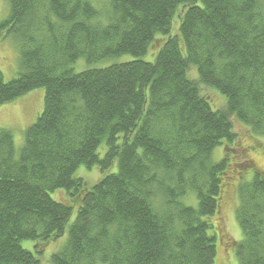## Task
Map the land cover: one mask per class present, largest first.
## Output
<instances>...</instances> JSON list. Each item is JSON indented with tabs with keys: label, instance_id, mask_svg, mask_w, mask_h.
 I'll use <instances>...</instances> for the list:
<instances>
[{
	"label": "trees",
	"instance_id": "1",
	"mask_svg": "<svg viewBox=\"0 0 264 264\" xmlns=\"http://www.w3.org/2000/svg\"><path fill=\"white\" fill-rule=\"evenodd\" d=\"M92 1L8 0L0 21L22 66L0 106L44 90L18 152L0 128V264H214L222 240L264 264V0ZM229 191L237 242L217 225Z\"/></svg>",
	"mask_w": 264,
	"mask_h": 264
},
{
	"label": "rangeland",
	"instance_id": "2",
	"mask_svg": "<svg viewBox=\"0 0 264 264\" xmlns=\"http://www.w3.org/2000/svg\"><path fill=\"white\" fill-rule=\"evenodd\" d=\"M106 2L107 0L92 1V3L97 7H103ZM8 14V0H0V20L5 19ZM36 17H39L38 12L36 13ZM178 26L179 19L177 16H175L172 21L170 35H173L175 33ZM32 30L36 32L37 28L31 27L30 32ZM39 39L43 41V39ZM156 40L162 41L163 38L157 37ZM157 51L151 54L148 49L147 53L142 56L141 59L147 62H152ZM131 60H133L131 56H123L115 58L113 60H106L88 65L84 60L81 59L73 66V69L76 73H79L85 69H101L118 62L123 63L125 61ZM20 72H22L20 60V41L14 36H8L6 39L0 42V74L5 80H11L15 78ZM216 99L218 100L219 97H217ZM43 102L44 90L37 89L16 100L14 103L0 106V128L7 129L11 132L17 152L23 144L26 129L31 126L36 121L37 117L41 114L43 110ZM220 157L221 147H218L214 151L213 162L218 161ZM251 158L254 161L255 165L264 172V151H253L251 154ZM76 176L83 178L89 185H93L100 178V172L96 168L88 170L84 167H80L76 173ZM251 176V173L247 174L245 176V181H249L251 179ZM52 198L58 200V193L52 194ZM233 207L234 195L231 191H229L224 194V197L222 199L220 217L217 220V225L220 228L222 236H228L229 238H232L233 241L237 242L241 240L242 234L240 228L236 223ZM58 246L59 243L57 242L52 243L51 245H47L43 250V258H46L49 254L54 252L58 248ZM229 246L230 243L223 240L220 247L217 245L214 264H238L235 255L228 249Z\"/></svg>",
	"mask_w": 264,
	"mask_h": 264
},
{
	"label": "bare ground",
	"instance_id": "3",
	"mask_svg": "<svg viewBox=\"0 0 264 264\" xmlns=\"http://www.w3.org/2000/svg\"><path fill=\"white\" fill-rule=\"evenodd\" d=\"M1 21V20H0ZM81 60V59H80ZM83 64V63H82ZM76 67V66H75ZM104 176H106V175H104ZM104 178V177H103Z\"/></svg>",
	"mask_w": 264,
	"mask_h": 264
}]
</instances>
